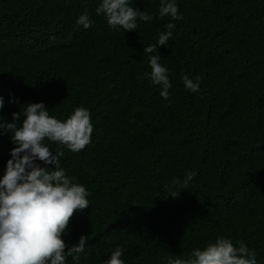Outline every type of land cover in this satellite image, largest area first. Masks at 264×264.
I'll list each match as a JSON object with an SVG mask.
<instances>
[{
	"label": "trees",
	"instance_id": "trees-1",
	"mask_svg": "<svg viewBox=\"0 0 264 264\" xmlns=\"http://www.w3.org/2000/svg\"><path fill=\"white\" fill-rule=\"evenodd\" d=\"M129 2L153 19L124 31L97 15L102 0H0V116L11 121L29 102L61 121L79 107L91 115L83 150L45 140L89 193L62 236L71 247L85 235L87 246L65 264H104L117 246L125 264H167L220 237L264 264V0H174L181 20L161 18V0ZM168 23L167 45L144 54ZM27 37L23 54L13 42ZM152 55L168 69L169 100L149 78ZM28 56H46L40 72ZM183 75L199 76L200 90ZM11 135H0V179ZM189 171L187 189L172 185Z\"/></svg>",
	"mask_w": 264,
	"mask_h": 264
},
{
	"label": "clouds",
	"instance_id": "clouds-1",
	"mask_svg": "<svg viewBox=\"0 0 264 264\" xmlns=\"http://www.w3.org/2000/svg\"><path fill=\"white\" fill-rule=\"evenodd\" d=\"M129 3V0H102L96 13L106 16L110 27L119 26L124 31L135 30L138 19L145 22L153 19L145 11L134 10ZM159 16L183 19L174 0H161ZM77 23L85 29L91 26L87 13L81 15ZM175 27L174 23H168L167 31L159 34L157 44L144 48V54L153 53L157 46L167 45ZM31 40L21 38L13 44L15 49L20 48L23 54H27L34 47ZM7 51L0 49V56ZM160 59V55L150 56L149 78L153 85L160 86V96L169 100L172 84L168 69L161 65ZM25 60L33 72H40L46 56H28ZM182 80L192 93L200 90L199 76L191 79L183 75ZM13 102L18 103V99ZM24 105L23 110L12 114L11 121L0 116V135L12 133L10 140L16 145L11 149V159L0 179V264H65L66 257L84 252L87 246L85 235H81L78 243L71 247L66 245L62 236L70 231L68 225L74 214L89 207L86 199L89 193L83 185L74 183V177L65 174L61 167L64 152L53 153L45 140L64 145L72 152L83 150L91 142V115L86 108L79 107L61 121L49 115L43 102ZM3 108L4 98L0 96V111ZM196 175V172L189 171L182 185L179 178L171 183L187 189ZM169 196L175 198L178 195L172 192ZM122 255V248L117 246L104 264H125ZM167 264H256V255L243 242H239L237 248L231 239L220 237L204 250H194L191 259L169 257Z\"/></svg>",
	"mask_w": 264,
	"mask_h": 264
}]
</instances>
